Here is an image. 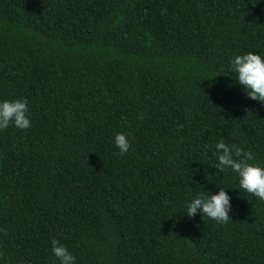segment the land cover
I'll use <instances>...</instances> for the list:
<instances>
[{
  "label": "trees",
  "instance_id": "trees-1",
  "mask_svg": "<svg viewBox=\"0 0 264 264\" xmlns=\"http://www.w3.org/2000/svg\"><path fill=\"white\" fill-rule=\"evenodd\" d=\"M247 51L264 0H0V100L31 119L0 129V264H59L53 238L75 264H264V201L212 167L221 138L264 161ZM217 185L229 220L187 216Z\"/></svg>",
  "mask_w": 264,
  "mask_h": 264
},
{
  "label": "clouds",
  "instance_id": "clouds-1",
  "mask_svg": "<svg viewBox=\"0 0 264 264\" xmlns=\"http://www.w3.org/2000/svg\"><path fill=\"white\" fill-rule=\"evenodd\" d=\"M230 70L234 81L240 85L248 98L264 104V53L247 51L229 57ZM13 125L20 129L31 126L27 97L13 100H0V129ZM113 142L121 154L128 152L131 146L130 134L117 132ZM215 163L212 167L224 172L231 169L238 179V189L264 201V161L255 159L254 153L237 145L229 144L223 138L217 140L212 152ZM218 191L197 193L185 202V212L189 217L199 213L217 223H226L230 216L231 196L226 188L217 185ZM6 232V229H0ZM51 253L59 264H75L76 257L65 244L53 238Z\"/></svg>",
  "mask_w": 264,
  "mask_h": 264
}]
</instances>
